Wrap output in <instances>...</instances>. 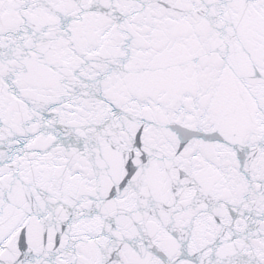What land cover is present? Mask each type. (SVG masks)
<instances>
[{
    "label": "snow or ice",
    "instance_id": "snow-or-ice-1",
    "mask_svg": "<svg viewBox=\"0 0 264 264\" xmlns=\"http://www.w3.org/2000/svg\"><path fill=\"white\" fill-rule=\"evenodd\" d=\"M0 264H264V0H0Z\"/></svg>",
    "mask_w": 264,
    "mask_h": 264
}]
</instances>
